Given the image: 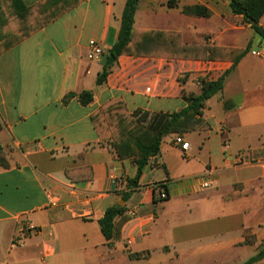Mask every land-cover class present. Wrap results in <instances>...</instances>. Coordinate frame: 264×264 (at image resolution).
I'll list each match as a JSON object with an SVG mask.
<instances>
[{"label": "crops", "instance_id": "0c3cea01", "mask_svg": "<svg viewBox=\"0 0 264 264\" xmlns=\"http://www.w3.org/2000/svg\"><path fill=\"white\" fill-rule=\"evenodd\" d=\"M44 1L23 0L30 9ZM75 1L3 51L0 29V264H244L264 243V40L228 0H140L138 43L147 32H168L183 44L226 48V57L122 55L97 85L127 0L55 5ZM193 7L210 15L186 11ZM91 42L103 48L96 60ZM228 70L204 109L209 128L183 135L186 152L175 135L165 137L139 179L134 159L119 158L92 122L118 100L131 114L179 112L182 91L198 94L200 79ZM84 91L93 94L87 106L78 98ZM206 180L213 188L202 187ZM109 209L121 213L107 240L100 221Z\"/></svg>", "mask_w": 264, "mask_h": 264}, {"label": "trees", "instance_id": "16d2710c", "mask_svg": "<svg viewBox=\"0 0 264 264\" xmlns=\"http://www.w3.org/2000/svg\"><path fill=\"white\" fill-rule=\"evenodd\" d=\"M140 0H127L123 12L122 24L118 41L109 51V56L104 62L103 71L99 74L97 85L104 84L111 73L113 64H109L112 55L115 61L122 55H144L149 57H165L168 59L218 61L226 57L229 51L226 48H218L208 45L183 44L179 34L168 32H147L142 42L138 43L134 37L135 14ZM230 9L234 15L242 16L243 23L251 28L264 40V27L260 22L264 16V0H228ZM57 0H45L35 9L26 7L23 0H1L0 13L3 14L0 29L4 39L1 51L16 45L35 33L38 29L56 20L68 12L77 4L68 2L56 6ZM175 1L171 0L169 6L173 7ZM53 6V7H51ZM192 14L208 17L210 12L202 7H193L186 10ZM16 19L15 27L9 28L7 19ZM171 36L173 41L168 42ZM175 43V44H174ZM143 50V51H142ZM242 53L234 61L232 69L237 65ZM231 70L225 72L217 80L200 79V92L187 94L182 91V96L187 102L186 108L179 112L159 113L150 115L147 112L137 111L129 113L122 100L110 101L102 109L92 116V122L100 136L103 137L101 126H104L107 139L121 159L133 158L138 166L139 179L149 159L160 151L162 140L170 135L175 138L185 133L207 130L208 124L203 118L206 103L212 97L220 94L223 90L226 77ZM76 96L70 94L68 97ZM82 105L87 106L93 101V94L84 91L78 95ZM2 148L0 147V153ZM121 213L120 209L107 210L104 218L100 221L103 235L107 240L113 236L114 219ZM258 253L244 264H255L264 259V245Z\"/></svg>", "mask_w": 264, "mask_h": 264}, {"label": "built area", "instance_id": "2783aa9c", "mask_svg": "<svg viewBox=\"0 0 264 264\" xmlns=\"http://www.w3.org/2000/svg\"><path fill=\"white\" fill-rule=\"evenodd\" d=\"M103 54V48L97 43V42H91L90 46H89V54H88V58L89 60H96L98 59L100 56H102ZM174 144L176 146H181V149L186 152L189 150V143L184 141L183 135L182 136H178L175 138L174 140ZM184 157L185 154H184ZM262 168L264 169V162L262 163ZM213 182L211 180H206L203 183V188L204 189H211L213 188ZM159 197L161 199H165L167 197V193L166 191H164L162 188L159 190Z\"/></svg>", "mask_w": 264, "mask_h": 264}, {"label": "water", "instance_id": "95a60500", "mask_svg": "<svg viewBox=\"0 0 264 264\" xmlns=\"http://www.w3.org/2000/svg\"><path fill=\"white\" fill-rule=\"evenodd\" d=\"M115 58L111 55L109 58V64H112L114 62Z\"/></svg>", "mask_w": 264, "mask_h": 264}, {"label": "rangeland", "instance_id": "374dc122", "mask_svg": "<svg viewBox=\"0 0 264 264\" xmlns=\"http://www.w3.org/2000/svg\"><path fill=\"white\" fill-rule=\"evenodd\" d=\"M262 245H264V243H262V244L259 245V249H261L263 247Z\"/></svg>", "mask_w": 264, "mask_h": 264}]
</instances>
